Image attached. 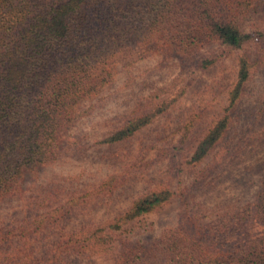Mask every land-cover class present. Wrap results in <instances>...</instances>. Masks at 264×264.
Masks as SVG:
<instances>
[{"label":"trees","instance_id":"16d2710c","mask_svg":"<svg viewBox=\"0 0 264 264\" xmlns=\"http://www.w3.org/2000/svg\"><path fill=\"white\" fill-rule=\"evenodd\" d=\"M263 5L264 0H0V199L20 189L27 174L59 161L75 146L77 140L66 138L65 132L114 82L117 71L109 66L111 59L127 50L135 61L173 49L196 56L191 65L197 69L215 62L214 43L240 50L225 111L187 159L201 163L228 130L229 111L246 82L264 67V20L253 18ZM163 89L153 91L152 98L158 100ZM175 99H159L99 142L131 137ZM173 195L169 187L147 190L113 217L65 233L62 246L78 256L102 253L108 264H264V175L255 199L241 210L201 218L204 224L195 221L192 231L164 229L150 243L123 236L131 232L128 224ZM81 201L0 227V243L42 232ZM252 220L262 226L255 236L248 233Z\"/></svg>","mask_w":264,"mask_h":264},{"label":"rangeland","instance_id":"374dc122","mask_svg":"<svg viewBox=\"0 0 264 264\" xmlns=\"http://www.w3.org/2000/svg\"><path fill=\"white\" fill-rule=\"evenodd\" d=\"M253 16L264 20V5ZM210 48L215 62L204 69L191 65L196 56L173 49L135 61L127 50L111 59L109 66L117 71L114 82L65 132L77 143L59 161L27 174L20 189L0 199V227L9 228L65 202L82 201L42 232L2 241L0 264H108L102 253L78 256L66 251L62 237L113 217L147 190L169 187L174 195L127 225L131 232L123 236L133 242H153L167 228L190 231L195 221L204 224L201 218H216L253 202L264 175V67L246 82L241 99L229 111L228 130L207 158L195 165L187 160L224 113L236 79L240 50L217 43ZM159 87L166 89L157 100L151 93ZM167 95L176 99L150 124L125 140L99 142ZM261 232V224L252 220L248 233Z\"/></svg>","mask_w":264,"mask_h":264}]
</instances>
